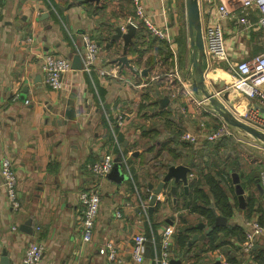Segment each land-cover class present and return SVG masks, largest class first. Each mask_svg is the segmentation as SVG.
Returning <instances> with one entry per match:
<instances>
[{"label": "crops", "instance_id": "obj_1", "mask_svg": "<svg viewBox=\"0 0 264 264\" xmlns=\"http://www.w3.org/2000/svg\"><path fill=\"white\" fill-rule=\"evenodd\" d=\"M208 1L217 0H198L203 22ZM143 3L145 15L166 32L165 39L153 36L138 20L130 0H75L69 8L60 7L58 0L0 1V163L5 157L11 160L21 204L18 211L10 209L0 176V264L3 253L8 264H21L32 242L44 246L40 264H106L104 244L109 241L126 264H134L130 255L137 234L148 239L140 264H155L151 241L158 242L167 224L174 226L171 264H229L228 259L246 264L241 242L225 231L230 227L244 231L253 218L247 215L250 200L264 208L260 193L264 136L228 124L229 136L206 142L198 123L203 120L209 129H217L225 121L215 103L203 101L206 95L193 87L199 74L192 60L186 0ZM130 21L137 28L128 36ZM223 25L230 60L251 58L264 50L259 31L245 36L229 21ZM117 27L122 35L113 39ZM83 35L99 45L94 67L71 68L62 77V89H50L39 68L42 57L60 56L72 65L78 56L81 62ZM122 56L130 67L118 61ZM206 67L204 59V89L216 103L229 112L256 108L264 116L255 101L224 90L230 78L223 64ZM172 72L191 82L189 98L170 95L177 86L168 89L165 76ZM147 94L149 102L157 103L142 110ZM118 114L124 123L113 128ZM186 132L202 136L191 144L181 140ZM107 154L113 157L112 168L100 181L92 239L83 244L79 194L95 181L88 165ZM165 158L175 159L171 166L189 168L187 183L170 180L149 210L150 186L156 187L171 167L159 163ZM218 170L230 177L228 201L233 210L227 218L216 213L214 223L208 224L184 208V202L190 178ZM233 173L243 188V209ZM181 234L189 237L184 244L177 240ZM257 249H264V235L255 243L253 251Z\"/></svg>", "mask_w": 264, "mask_h": 264}, {"label": "built area", "instance_id": "obj_2", "mask_svg": "<svg viewBox=\"0 0 264 264\" xmlns=\"http://www.w3.org/2000/svg\"><path fill=\"white\" fill-rule=\"evenodd\" d=\"M130 2L136 17L149 32L156 38L165 39L166 32L154 25L145 15L143 0H130ZM208 3L205 12L206 19L203 22L200 18L206 69L214 68V64L216 66L223 64L224 73L230 78L224 90L236 93L245 99L253 100L264 110V50L251 58L237 61L230 60L227 56L224 37L225 27L223 25L224 21H229L234 27L241 28L238 33H245V36H248L247 33L251 31H259L264 42V0H217L208 1ZM252 17L255 18V21ZM129 24L137 28L135 22L130 21ZM78 51L81 56L82 69L90 71L99 56L98 44L91 39L90 35H83ZM39 68L43 75L44 84L54 91H60L62 89V77L71 70V64L66 58L47 54L42 57ZM166 79H168V82L165 85L168 89L171 90L177 86V90L170 93L173 98L187 99L192 95V85L188 78L184 79L178 73L172 72L165 76ZM207 100L208 98L204 97L203 101ZM230 113L242 123L264 135V116L256 108L248 109L244 113L237 110L230 111ZM123 123V115L118 114L112 127L122 126ZM198 128L201 132H204L203 136L207 143H215L230 135L226 122H222L217 129H209L202 120L198 123ZM200 136L202 134L186 132L181 135V140L194 144ZM112 164L113 157L107 154L100 161L88 165V170L95 181L88 190L79 194L80 204L83 208L80 218V235L83 244L90 242L92 239V231L100 207V181L109 174ZM0 176L10 209L18 211L21 208L17 189L18 178L9 158L5 157L1 160ZM260 179L262 185H264L263 172L260 174ZM116 216L121 217L119 212L116 213ZM246 226L244 238L240 244V251L247 264L252 260L255 243L264 235V225L255 216L250 219ZM147 242L148 239L144 235H134L130 255L134 264H140L143 261ZM151 242L154 247L153 260L155 264H171V248L174 243L173 224H167L163 228L158 242H154V240ZM104 250L106 264H126L117 246L112 241L104 244ZM43 252L44 246L42 243H30L21 264H40Z\"/></svg>", "mask_w": 264, "mask_h": 264}, {"label": "trees", "instance_id": "obj_3", "mask_svg": "<svg viewBox=\"0 0 264 264\" xmlns=\"http://www.w3.org/2000/svg\"><path fill=\"white\" fill-rule=\"evenodd\" d=\"M75 0H58L60 7L69 8ZM151 96L144 95L142 97V103L140 109L149 108L151 105L157 103L149 102ZM223 138L221 139V141ZM177 142L176 139L172 142ZM163 166H171L175 163V159H163L159 161ZM202 174V172H199ZM201 177L196 179L190 178L188 182V194L185 197L184 208L189 209L191 212L196 213L200 218L205 219L208 224H213L216 213L229 217L232 214L233 206L228 201V192L232 191V186L228 185L231 183L230 177L222 173L220 170L216 171L215 174H203ZM160 178L162 175L159 176ZM227 177V178H226ZM247 215L257 217L261 224H264V208L253 199L249 201L247 205ZM183 220V218H182ZM183 222H186L183 220ZM187 232V231H185ZM225 235L233 238H237L239 242H242L244 238V231L241 228L230 227L225 231ZM189 237L177 235V240H181L184 244ZM240 249V248H239ZM236 260L228 259L229 264H237ZM247 264H264V249H257L252 251V260Z\"/></svg>", "mask_w": 264, "mask_h": 264}, {"label": "water", "instance_id": "obj_4", "mask_svg": "<svg viewBox=\"0 0 264 264\" xmlns=\"http://www.w3.org/2000/svg\"><path fill=\"white\" fill-rule=\"evenodd\" d=\"M186 8H187L188 25L190 27V35L192 37V40H191V45L193 47V59L192 60L199 74V79L193 83L194 89H196V91L197 89L201 90L206 95L205 97L208 98V100H211L215 103L217 110L219 111L221 117L224 119V121L227 124L239 127L247 131L250 134L260 135V133H258L255 129L242 123L240 120L233 117V115L222 104L218 102L216 103V101L212 99L213 98L212 95H210V93H207L208 91H205L204 73H203L204 70L202 68L205 57H204V49H203L202 29H201L198 0H186ZM127 29H128L127 35L130 36V34L133 33L134 27L129 24L127 25ZM115 31L116 33L112 38L116 39V38L121 37L122 31L120 30V27H117ZM118 61L130 67L129 62L127 61V58L125 56L119 57ZM71 68H74V69L81 68V62L78 56H77V60H74V62L72 63ZM224 97L227 98L228 93H226ZM166 101L167 99H165L164 101H161V103H164ZM188 172H189V168L183 165L169 167L164 179L160 181L156 187L153 188L152 186H150V188L152 189V195L150 197L149 210H151L153 208V205L158 201L157 199L158 195H160L166 189V187L168 186V182L170 180L174 179L175 183L182 182L186 184ZM232 182L235 185V194L237 195L239 207L243 209L245 207L243 188L241 187L239 178L235 173L232 174ZM169 188L172 193L175 192L174 186H170ZM184 188L186 189V187ZM260 193L264 199L263 189H260ZM219 220L222 221V219H219ZM202 226L203 225L200 224L198 227H202ZM195 239H197V235L193 237V240ZM2 263L8 264L5 253H3ZM213 264H221V263L220 261H215Z\"/></svg>", "mask_w": 264, "mask_h": 264}]
</instances>
